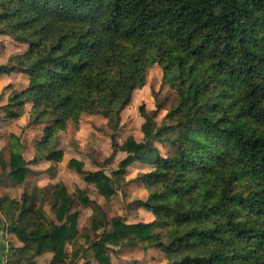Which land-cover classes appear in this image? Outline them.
I'll list each match as a JSON object with an SVG mask.
<instances>
[{"label": "trees", "instance_id": "1", "mask_svg": "<svg viewBox=\"0 0 264 264\" xmlns=\"http://www.w3.org/2000/svg\"><path fill=\"white\" fill-rule=\"evenodd\" d=\"M0 35L28 45L0 64V75L29 79L9 94L5 118L30 103V123H45L30 161L10 134L0 183L24 184L37 175L30 163L60 162V134L83 114L107 119L115 135L154 65L177 99L160 122L162 105L140 107L142 142L128 136L119 145L113 135L126 157L111 174L69 162L107 201L128 185L130 165L149 166L137 176L147 190L137 204L152 221L108 217L62 182L33 185L20 199L0 197V230L21 243L9 247L7 264L48 253L49 264H113L114 248H155L166 264H264V0H0ZM37 197L51 198L54 219ZM77 201L92 209L80 231Z\"/></svg>", "mask_w": 264, "mask_h": 264}, {"label": "rangeland", "instance_id": "2", "mask_svg": "<svg viewBox=\"0 0 264 264\" xmlns=\"http://www.w3.org/2000/svg\"><path fill=\"white\" fill-rule=\"evenodd\" d=\"M28 49L27 44L15 42L6 35H0V64L6 63L12 55L23 53ZM28 76L23 73L13 72L11 74L0 75V150H3L6 158L9 157L10 134H15L21 142V151L27 161L33 159L35 155V144L42 138L45 123H30L31 104L27 103L24 107L23 115L18 119H6L2 108L8 96L13 91L23 90L28 86ZM176 95L174 91L164 83L163 72L160 66L154 65L147 73L145 86L137 88L133 92L131 103L121 114V122L118 131L115 133L108 126L107 119L97 114H83L78 124L69 123L67 130L60 134L59 148L64 154L60 162L52 163L43 161L38 164L30 163L28 166L37 175H28L24 184L17 180L5 177L0 183V197L20 199L25 189L33 185L39 188L51 184L62 182L66 185L69 193L75 192L80 188L89 196L90 199L98 202L105 210L108 217L121 215L126 217L128 223L140 221L150 222L154 216L137 204L139 200H145L147 190L137 181V176L141 172H148L151 168L145 164L136 163L128 167L126 180L128 185L123 191L116 193L111 200L107 201L99 195L94 183L84 180L76 170L69 167L71 159L81 161L86 170H103L106 174H111L112 170L118 168L119 162L126 157V153L116 149L113 144V135L117 144L122 145L128 136H133L137 142L144 140L142 124L144 117L140 107L144 106L145 111H154L159 105L163 109L158 115V122L165 116L166 112L175 105ZM163 154H167L168 146H163L156 142ZM53 167L52 171H48ZM54 173V174H53ZM37 206L41 205L50 219L53 218L51 211V198L37 197ZM72 212H78V230L87 229L91 224L92 209L90 206L81 202H75ZM0 232V264H7V253L9 247H19L20 242L13 234ZM112 254L113 264H166L163 255L151 248L148 252L141 249L118 250L114 248ZM51 254L38 257L34 264H49Z\"/></svg>", "mask_w": 264, "mask_h": 264}, {"label": "crops", "instance_id": "3", "mask_svg": "<svg viewBox=\"0 0 264 264\" xmlns=\"http://www.w3.org/2000/svg\"><path fill=\"white\" fill-rule=\"evenodd\" d=\"M0 232H2V233H3V231H1V230H0ZM0 241H1V240H0ZM20 245H21V244H20Z\"/></svg>", "mask_w": 264, "mask_h": 264}]
</instances>
